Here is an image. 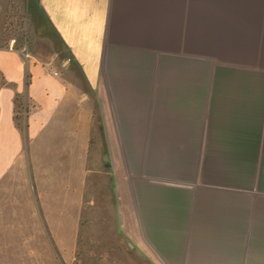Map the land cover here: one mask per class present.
<instances>
[{"label":"crops","instance_id":"1","mask_svg":"<svg viewBox=\"0 0 264 264\" xmlns=\"http://www.w3.org/2000/svg\"><path fill=\"white\" fill-rule=\"evenodd\" d=\"M35 3L47 50L68 56L61 69L0 34V185L92 91L143 264H264V0Z\"/></svg>","mask_w":264,"mask_h":264},{"label":"rangeland","instance_id":"2","mask_svg":"<svg viewBox=\"0 0 264 264\" xmlns=\"http://www.w3.org/2000/svg\"><path fill=\"white\" fill-rule=\"evenodd\" d=\"M39 15L35 0H0L2 41L13 39L22 54L52 56L62 69L68 53L47 50L54 45L45 41L56 37H39ZM89 96L69 102L27 141L0 185V264L144 263L120 225L115 135L104 131L101 101ZM32 108L18 96L20 128Z\"/></svg>","mask_w":264,"mask_h":264},{"label":"trees","instance_id":"3","mask_svg":"<svg viewBox=\"0 0 264 264\" xmlns=\"http://www.w3.org/2000/svg\"><path fill=\"white\" fill-rule=\"evenodd\" d=\"M28 114H29V111L27 110V109H25L24 110V117H23V119L24 118H26L27 116H28ZM18 118L16 117V120H17Z\"/></svg>","mask_w":264,"mask_h":264}]
</instances>
